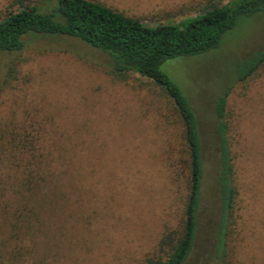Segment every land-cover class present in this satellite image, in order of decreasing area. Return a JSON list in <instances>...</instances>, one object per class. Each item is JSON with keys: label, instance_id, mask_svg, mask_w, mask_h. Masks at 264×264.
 I'll list each match as a JSON object with an SVG mask.
<instances>
[{"label": "rangeland", "instance_id": "1", "mask_svg": "<svg viewBox=\"0 0 264 264\" xmlns=\"http://www.w3.org/2000/svg\"><path fill=\"white\" fill-rule=\"evenodd\" d=\"M93 1L154 25L227 0ZM53 3L0 0V18ZM260 49L264 12L239 18L214 49L159 66L186 95L207 138L214 99L231 84L225 119L236 195L228 264H264V64L245 82L233 80L237 62ZM8 67L0 129L6 127V140L35 136L48 172L41 195L24 205L14 194L16 168L0 162V264H14L16 249L22 264H140L163 229L177 228L182 218L184 143L169 98L135 72L113 73L107 53L63 35H24L18 52L0 51V81ZM24 206L32 215L16 219ZM16 227L21 244L10 237ZM199 238L189 264L205 252L206 232Z\"/></svg>", "mask_w": 264, "mask_h": 264}, {"label": "trees", "instance_id": "2", "mask_svg": "<svg viewBox=\"0 0 264 264\" xmlns=\"http://www.w3.org/2000/svg\"><path fill=\"white\" fill-rule=\"evenodd\" d=\"M263 12L264 0H227L219 5L211 4L177 23L148 25L93 0H54L46 10L24 5L0 18V51L18 52L23 46V36L30 33L76 38L107 53L113 73L135 72L151 80L174 106L181 126L186 164L182 218L177 228L166 226L163 229L154 249L142 257L140 264H189L201 231L206 232L205 252L193 264H228V236L235 225L236 195L225 119V98L231 84L214 99L212 133L207 138L200 133L194 107L159 66L168 59L198 56L214 49L223 32L239 18ZM263 64L264 49L247 55L236 64L234 82H245ZM10 70L8 67L0 81V90L7 84L12 74ZM5 129H0V162L16 168L14 174L19 180L14 194L27 205L26 202L41 195L40 184L48 171L42 166V155L35 153V136L22 134L17 138L9 134L6 140ZM37 214L33 213L35 218ZM14 215L16 219L28 220L32 212L24 206ZM12 230L10 237L18 244L23 243L19 228ZM18 250L12 255L14 264L24 263Z\"/></svg>", "mask_w": 264, "mask_h": 264}]
</instances>
